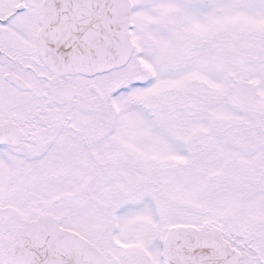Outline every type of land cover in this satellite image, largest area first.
<instances>
[{"label": "snow or ice", "instance_id": "obj_1", "mask_svg": "<svg viewBox=\"0 0 264 264\" xmlns=\"http://www.w3.org/2000/svg\"><path fill=\"white\" fill-rule=\"evenodd\" d=\"M0 264H264V0H0Z\"/></svg>", "mask_w": 264, "mask_h": 264}]
</instances>
